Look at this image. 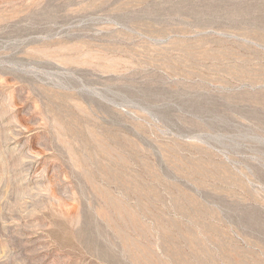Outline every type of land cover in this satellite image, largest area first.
Segmentation results:
<instances>
[{
    "label": "rangeland",
    "instance_id": "374dc122",
    "mask_svg": "<svg viewBox=\"0 0 264 264\" xmlns=\"http://www.w3.org/2000/svg\"><path fill=\"white\" fill-rule=\"evenodd\" d=\"M0 264H264V0H0Z\"/></svg>",
    "mask_w": 264,
    "mask_h": 264
}]
</instances>
